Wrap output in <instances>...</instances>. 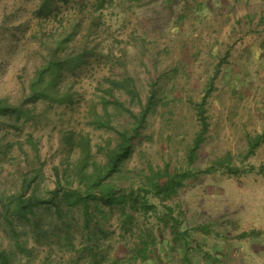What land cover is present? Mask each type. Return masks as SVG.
Returning a JSON list of instances; mask_svg holds the SVG:
<instances>
[{
  "label": "rangeland",
  "instance_id": "obj_1",
  "mask_svg": "<svg viewBox=\"0 0 264 264\" xmlns=\"http://www.w3.org/2000/svg\"><path fill=\"white\" fill-rule=\"evenodd\" d=\"M67 1L0 0V101L22 108L20 116L0 112V249L12 251L19 264H144V233L151 231L161 247L160 257L150 260L226 264L202 241L205 228L223 231L230 211L264 220V207L253 199L245 197L250 205L242 208L225 201L228 194L241 200L237 187L258 192L255 180L264 176V138L247 156L250 140L258 136L254 129L264 126L243 103L264 99V75L260 79L263 72L241 53L243 15L238 11H245L230 8L232 0ZM67 36L71 39L61 50L58 42ZM58 58L65 60V69L63 79L58 73L57 89L72 97L64 104L34 102L28 97L38 68ZM77 58L81 61L69 64ZM128 77L135 81L139 102L112 86L111 81ZM112 95L121 105L105 109ZM204 98L209 127L190 164L188 151L201 129ZM234 102L239 108L232 107ZM149 104L145 135L135 141L118 186L140 193L153 171L188 173L190 179L167 202L172 210L156 200L148 201L157 206L149 215L128 205L105 207L85 226L83 211L64 201L62 216L52 207L38 209V231L13 216L24 181H33L24 199L33 190L44 202L56 196L55 168L63 175L79 159L80 149L68 136L88 138L96 160L105 162L97 146L113 140L114 147V130L133 125L127 109L139 114ZM97 119L109 120L112 130L97 127ZM212 192L224 197L212 200ZM161 211L165 219L156 215ZM62 217L69 220V232ZM89 231L97 238L89 239ZM254 253L237 252L240 260L264 264Z\"/></svg>",
  "mask_w": 264,
  "mask_h": 264
},
{
  "label": "trees",
  "instance_id": "obj_2",
  "mask_svg": "<svg viewBox=\"0 0 264 264\" xmlns=\"http://www.w3.org/2000/svg\"><path fill=\"white\" fill-rule=\"evenodd\" d=\"M48 3L51 1H63L68 2L67 0H46ZM82 0H77V3H80ZM62 39L58 42L59 48L61 50L67 47L71 37ZM59 60L56 62H50L45 64L42 69L38 68L34 81L30 86V96L35 101L41 102H50V101H59L60 104L68 102L69 98L72 96L70 94H60V91L57 89L58 82H60L63 77L61 70L65 69V60ZM81 61V58L72 59L69 64L78 63ZM63 72V71H62ZM62 77L60 80L58 77ZM112 86L119 90H123L127 95H129L134 101H140L139 94L135 87V81L133 78H124L119 81H111ZM111 90H108L109 93H112ZM63 99V100H60ZM107 98H104V100ZM207 98H204L203 102L199 104V115L202 119L201 129L197 133L192 146H190L188 151L189 162L194 163L196 160V152L200 149L202 142L206 136L209 124L207 117L205 116V106L207 104ZM0 101V112L1 113H13L19 114L22 113L21 107L5 105ZM153 103L150 100V104ZM104 108L107 109L109 105H121L120 102L112 95V99L105 100ZM143 108L141 113L135 114L130 109H127V112L132 117L133 125L131 128L115 131V146L112 147L113 140H109L107 146L99 145L97 150L100 152H105V162H99L96 160L95 155L93 154L91 141L85 137H71L68 136L70 144L80 149L79 159L72 165V168L67 167L68 170H64L63 175L59 168H55L56 175L58 178L57 186L54 191V198H50V202H44L42 197L33 190L29 198L24 199L23 196L31 190L32 182H23V192L21 195L17 196L14 200V210L12 212L14 217L26 222L34 230H39V223L41 222L38 218V209L44 205V207L55 208L59 213V216H62L64 212L61 209V203L66 201L68 206H76L83 211L85 217V226L91 221V217L94 212H100L105 207L122 206L126 207L127 205L135 211L147 213L148 215L153 213L157 206L155 204H149L151 200H156L162 204H165L167 209L172 210L171 206L167 204L168 201L172 200L179 193L180 189L185 185V182L190 179V175L185 172H176L175 174L170 173L169 171H158L152 172L149 177H147V182L140 186V193H135L132 191H124V188H119L118 181L122 178V172L125 163L133 154L135 147V141L144 137L145 131L148 125V115L150 114L151 106ZM108 113L106 112V115ZM97 127H105L112 130L109 120L97 119L95 121ZM261 143V136L257 137L254 140H250L251 150L247 153L253 154L255 148ZM246 156V157H247ZM228 162V159L221 161V165ZM216 166V165H215ZM35 176L33 179H36ZM140 196V197H139ZM51 204H53L51 206ZM168 211V210H167ZM158 218L165 219L166 214L161 212L156 213ZM168 216L170 213L167 214ZM167 216V217H168ZM64 224L68 227L67 232L70 231V224L68 219H64ZM36 220V223L35 221ZM68 221V222H67ZM166 221V220H165ZM35 225H37L35 227ZM100 227L98 226L97 229ZM146 231V230H145ZM89 239L96 237V233L89 231ZM71 233H68L70 235ZM147 240H145L144 248V259H148V247L155 245L156 242L152 236V232L148 231L146 234ZM97 258V252L94 256ZM15 255L12 251L1 250L0 249V264H19L15 261ZM145 259V260H146ZM112 264H118L116 261Z\"/></svg>",
  "mask_w": 264,
  "mask_h": 264
},
{
  "label": "crops",
  "instance_id": "obj_3",
  "mask_svg": "<svg viewBox=\"0 0 264 264\" xmlns=\"http://www.w3.org/2000/svg\"><path fill=\"white\" fill-rule=\"evenodd\" d=\"M229 3L231 0H228ZM227 1V3H228ZM233 2L229 4L230 8L232 7H238L242 8L245 12L242 10L238 11L241 15H243L241 19H243V26L241 30L243 31L241 35L238 36L240 41L239 45L242 46L241 53L244 56L248 58V60L253 61V69L255 71L263 72V74H260L261 76L264 75V0H232ZM227 6V5H226ZM227 8V7H226ZM240 19V17L238 18ZM239 21V20H238ZM260 85V84H259ZM247 102V100H246ZM252 104V105H251ZM251 104L243 103V106L248 107L250 109L252 115L254 114L255 118H258L260 122V126H264V99H258L253 100ZM239 103L234 102L232 104V107L239 108ZM236 114L239 112L238 109L235 110ZM234 114V116H236ZM231 120L237 121V117H230ZM261 128V127H260ZM260 128L254 129V133L260 137L261 136V142H263L264 138V127L263 131H260ZM249 134V133H248ZM247 135V134H246ZM263 143H260L261 146ZM258 145V146H259ZM255 184L258 186V192H253V189L248 190L246 188H243L246 191H242L241 187H237L236 191L239 193H242L241 200L236 201L232 198L229 194L225 201H228V204L230 202H236L237 206L239 204L244 207L245 204L250 205V203H246V201H250L253 199L255 202H259L258 206L264 207L262 205V202H264V176L261 175L259 178L255 180ZM261 189V190H259ZM224 197L223 193H210V199L214 200L218 196ZM234 195V194H233ZM225 196V197H226ZM246 197V201H245ZM218 201V199H216ZM221 201H223L221 199ZM225 203V202H224ZM224 205V204H223ZM229 206V205H228ZM252 208L253 205H251ZM256 206V204H255ZM236 208V209H239ZM233 210V209H232ZM236 211V210H234ZM232 213V214H230ZM237 211L234 213L230 211L227 213L226 217H224V230L222 231L220 228V231L213 229V226L206 227L204 230L205 237L202 238V241L205 242V246L207 247L208 251L211 253H214L218 255L217 258L224 259L226 261V264H232L235 261L237 264H254V259L247 262L246 260H240L241 254H237L240 250H249V251H255L256 256L259 258H264V220H254L250 218V216H246L243 214L241 216L237 215ZM259 212L256 211V214L254 215L255 218H257ZM237 218V220H236ZM233 223V227L229 225V223ZM236 225V226H234ZM201 231V230H200ZM174 233V232H173ZM175 235V234H174ZM257 236V237H256ZM195 237V236H194ZM159 238L155 241V245H150L148 247V259L144 262L146 264H186V260H184V255H182L181 260H150L151 255H157V258H159ZM175 241L177 242L176 238ZM171 245H174L171 243ZM176 245V243H175ZM166 245H164L165 247ZM156 250V252H155ZM163 250V248L161 249ZM155 252V253H154ZM221 253V255H219ZM215 258V257H214ZM204 261V260H203ZM232 263H230V262ZM253 261V263H252ZM144 263V264H145ZM211 264V263H210Z\"/></svg>",
  "mask_w": 264,
  "mask_h": 264
}]
</instances>
